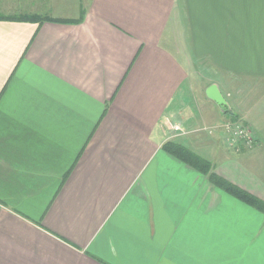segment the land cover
<instances>
[{"label":"crops","instance_id":"crops-1","mask_svg":"<svg viewBox=\"0 0 264 264\" xmlns=\"http://www.w3.org/2000/svg\"><path fill=\"white\" fill-rule=\"evenodd\" d=\"M0 264H264V0H0Z\"/></svg>","mask_w":264,"mask_h":264},{"label":"trees","instance_id":"trees-1","mask_svg":"<svg viewBox=\"0 0 264 264\" xmlns=\"http://www.w3.org/2000/svg\"><path fill=\"white\" fill-rule=\"evenodd\" d=\"M13 19L18 20H31V21H39L43 22L46 20V18L43 17H33L28 18L26 16H20L15 17ZM165 149L178 157L182 158L185 162L190 164L191 166L195 167L199 171L203 172L204 174L208 175L210 180L218 187L234 194L235 196L239 197L240 199L246 201L247 203H250L255 206L257 203V200L252 197L250 194H248L246 191L238 188L236 185L228 182L227 180L222 179L221 177L214 174V172L211 171V164L200 157L199 155H196L195 153L191 152L190 150L184 148L183 146L179 145L178 143L170 142L166 144Z\"/></svg>","mask_w":264,"mask_h":264},{"label":"built area","instance_id":"built-area-1","mask_svg":"<svg viewBox=\"0 0 264 264\" xmlns=\"http://www.w3.org/2000/svg\"><path fill=\"white\" fill-rule=\"evenodd\" d=\"M220 125L225 127L228 132H231V134L234 137L233 138L234 141H235V138H236V142L238 139L241 138V139H245L248 144H250L252 142L251 133L249 132L247 127H244V125L241 122H239V121H235V122L227 121V122L221 123ZM171 129L174 130L175 132H183L180 125H176V124L172 125L171 124ZM204 130H210V128L207 127V128H204Z\"/></svg>","mask_w":264,"mask_h":264},{"label":"water","instance_id":"water-1","mask_svg":"<svg viewBox=\"0 0 264 264\" xmlns=\"http://www.w3.org/2000/svg\"><path fill=\"white\" fill-rule=\"evenodd\" d=\"M208 95L210 96V98L214 99L217 103H223V104L225 103L224 100L220 97L216 86H212L208 90Z\"/></svg>","mask_w":264,"mask_h":264}]
</instances>
